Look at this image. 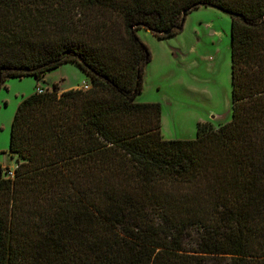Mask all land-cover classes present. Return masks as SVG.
Masks as SVG:
<instances>
[{
    "label": "trees",
    "instance_id": "16d2710c",
    "mask_svg": "<svg viewBox=\"0 0 264 264\" xmlns=\"http://www.w3.org/2000/svg\"><path fill=\"white\" fill-rule=\"evenodd\" d=\"M200 6L231 19V119L164 139L136 30ZM63 63L90 87L43 78ZM27 76L47 90L11 123L0 264H264V0H0V88Z\"/></svg>",
    "mask_w": 264,
    "mask_h": 264
},
{
    "label": "rangeland",
    "instance_id": "374dc122",
    "mask_svg": "<svg viewBox=\"0 0 264 264\" xmlns=\"http://www.w3.org/2000/svg\"><path fill=\"white\" fill-rule=\"evenodd\" d=\"M230 27L227 13L200 6L187 13L182 29L173 35L158 38L145 28L136 30L151 59L144 65L143 88L135 101L160 104L164 139H194L198 123L217 128L230 121ZM43 78L58 83L59 91L80 86L84 81L89 83L86 74L74 63H63ZM36 82L34 76L10 78L0 88L2 167H13L19 162L8 151L11 123L22 98L35 91Z\"/></svg>",
    "mask_w": 264,
    "mask_h": 264
},
{
    "label": "built area",
    "instance_id": "2783aa9c",
    "mask_svg": "<svg viewBox=\"0 0 264 264\" xmlns=\"http://www.w3.org/2000/svg\"><path fill=\"white\" fill-rule=\"evenodd\" d=\"M90 87V84L87 81H84L79 88L81 89H88ZM47 89L43 86V85H39L36 87V91L38 93H43L45 92ZM14 167H8L7 169H4V167L2 168V171L0 172V178L4 177V178H8V177H13L14 176Z\"/></svg>",
    "mask_w": 264,
    "mask_h": 264
},
{
    "label": "water",
    "instance_id": "95a60500",
    "mask_svg": "<svg viewBox=\"0 0 264 264\" xmlns=\"http://www.w3.org/2000/svg\"><path fill=\"white\" fill-rule=\"evenodd\" d=\"M188 12H189L188 10H184V11H183V16L185 17V16L187 15ZM165 33H168V31H165Z\"/></svg>",
    "mask_w": 264,
    "mask_h": 264
},
{
    "label": "crops",
    "instance_id": "0c3cea01",
    "mask_svg": "<svg viewBox=\"0 0 264 264\" xmlns=\"http://www.w3.org/2000/svg\"><path fill=\"white\" fill-rule=\"evenodd\" d=\"M61 66V65H60ZM75 87H79L78 85H76ZM75 87H67V88H62V90L64 89H69V88H75Z\"/></svg>",
    "mask_w": 264,
    "mask_h": 264
}]
</instances>
